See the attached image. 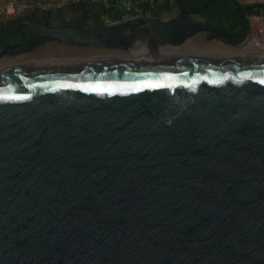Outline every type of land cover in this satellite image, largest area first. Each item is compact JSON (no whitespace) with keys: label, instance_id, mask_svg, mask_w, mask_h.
I'll return each mask as SVG.
<instances>
[{"label":"water","instance_id":"water-1","mask_svg":"<svg viewBox=\"0 0 264 264\" xmlns=\"http://www.w3.org/2000/svg\"><path fill=\"white\" fill-rule=\"evenodd\" d=\"M169 1L166 18L13 21L32 36L4 51L146 50L0 70V264H264V55L163 53L204 28L237 45L197 17L216 0Z\"/></svg>","mask_w":264,"mask_h":264},{"label":"flooded vegetation","instance_id":"flooded-vegetation-1","mask_svg":"<svg viewBox=\"0 0 264 264\" xmlns=\"http://www.w3.org/2000/svg\"><path fill=\"white\" fill-rule=\"evenodd\" d=\"M259 9V10H256ZM43 10L37 11V13L30 12L29 17H31V14L35 15V18L38 19L40 12ZM44 11H50L52 18L50 20L51 24H58L60 26H70L74 25L77 22H84L89 25H95L92 23V21L85 20L79 14L78 12L73 11L70 7L68 6H61L57 8H52L49 10H44ZM257 11L258 13H263L264 12V6H261V8H251V14ZM26 14V13H25ZM17 18H20L21 20L23 19H28L25 16H18L10 21L7 22H2L0 25L2 26L0 29V42L2 48H0V70L9 68L12 66L16 65H22V64H29V63H34V62H41V61H48V60H60L61 62L65 60H71V59H80V58H75L73 55H67L66 53L71 52L72 54H75V51H78L81 47L84 48H100V47H94V46H86V45H77V44H70L66 43L63 41H58V40H53V39H45L30 48L22 49V46H14L17 47V51L15 50L14 47H10L7 50L4 51V48L9 45V44H19L26 42L31 39L32 32L31 29L27 26L24 25L22 27H19V24H14L13 21ZM60 19V21L58 20ZM247 36L241 40L240 42H232L237 45H230L223 41L221 38H218V40L225 45H228L231 48H237L241 43H244L245 48L241 49L240 51L237 50L236 52H244L247 54H252V55H264V46L263 44H260L258 41L255 42L253 39L247 40ZM50 43H53L55 45L60 44V57L57 58H51V59H44V60H37L35 59L36 57V52L40 51L39 49L43 48L45 45ZM181 51L184 53V48L183 46H179ZM105 49V48H101ZM262 49V50H261ZM187 51V50H185ZM227 52H235L231 50H226ZM226 51H210V52H216V54H226ZM262 53V54H261ZM95 56V55H92ZM91 57V56H89ZM87 58V57H86Z\"/></svg>","mask_w":264,"mask_h":264},{"label":"trees","instance_id":"trees-1","mask_svg":"<svg viewBox=\"0 0 264 264\" xmlns=\"http://www.w3.org/2000/svg\"><path fill=\"white\" fill-rule=\"evenodd\" d=\"M41 1H51V0H41ZM188 8L194 9L203 5L208 0H180ZM236 3L240 4L237 0ZM244 5V4H241ZM70 7L73 11L81 14L83 19L92 21L93 24H101L100 16L105 13L111 16L113 19L118 20L121 17V11L119 7L114 5H108L104 7L103 3H90L87 0H80L79 2H72L66 5ZM147 8L146 6H144ZM175 7L170 3L169 0L157 2L152 7V13L155 16H160L162 12H172ZM39 9L33 11H24L21 15H29L30 12L37 13ZM26 13V14H25ZM198 17L204 19L217 28L223 29L226 34L224 35L231 42H240L246 35L250 32L251 24L249 17L246 15L244 10H236L229 1L227 0H216L207 6L204 10L197 14Z\"/></svg>","mask_w":264,"mask_h":264},{"label":"built area","instance_id":"built-area-1","mask_svg":"<svg viewBox=\"0 0 264 264\" xmlns=\"http://www.w3.org/2000/svg\"><path fill=\"white\" fill-rule=\"evenodd\" d=\"M80 0H0V23L10 21L20 16L24 11L49 10L61 6H66L72 2H79ZM90 3L102 2L104 7H107L106 0H87ZM159 1L164 0H118L116 5L121 11V17L118 20L113 19L111 16L102 13L100 16L101 22L107 24V22L115 23L118 21H124L130 18L139 17L145 15L151 11L152 7ZM146 6L147 8H145Z\"/></svg>","mask_w":264,"mask_h":264},{"label":"rangeland","instance_id":"rangeland-1","mask_svg":"<svg viewBox=\"0 0 264 264\" xmlns=\"http://www.w3.org/2000/svg\"><path fill=\"white\" fill-rule=\"evenodd\" d=\"M255 2H264V0H255ZM253 18V17H252ZM251 18V19H252ZM107 24H111L110 22H107ZM261 25H263L264 23H262V21H252L251 25L253 29H257V28H261ZM262 30L264 29L261 28ZM257 31V30H255ZM256 32H253V34ZM252 33H250L247 36V40L251 39L253 36ZM264 34V32H263ZM263 34H259L257 37L258 40L253 39L256 41H258L260 44H263L264 46V36H262ZM263 37V38H262ZM245 42L241 43L239 46H237V48H231L228 45H225L222 42H217V43H208L205 39L200 38V36H196V37H192L189 38L188 40H186L181 46H183L184 48V53H205V52H210V51H226V50H231V51H237V50H241L244 47ZM40 51L36 52V57L35 59L37 60H44V59H51V58H57L60 57L61 53H60V44L59 45H55L53 43H48L47 45H45L43 48L39 49ZM187 50V51H185ZM262 50V49H261ZM171 52H177V53H182L181 49L179 47H176L175 49H172ZM216 52H210L212 54H216ZM131 54L134 56L133 51H128V52H124L118 49H101V48H84L81 47L78 51H75V54L68 52L66 53L67 55H73L75 58H86L92 55H102V56H114V55H121V54ZM226 53V52H225ZM139 56H142L144 54V52H139Z\"/></svg>","mask_w":264,"mask_h":264},{"label":"crops","instance_id":"crops-1","mask_svg":"<svg viewBox=\"0 0 264 264\" xmlns=\"http://www.w3.org/2000/svg\"><path fill=\"white\" fill-rule=\"evenodd\" d=\"M240 4H244V5H250L251 6V8L252 7H255V8H257V5H259V4H264V2H255V0H237ZM257 1H259V0H257ZM161 1H159V3H160ZM261 8V7H260ZM256 10H259V9H256ZM176 13V9H174L172 12H167V11H164V12H162L161 13V15L160 16H155V15H153V13H152V10L151 11H149V12H147L145 15H147V16H154V17H169V16H171V15H174ZM247 15V14H246ZM248 17H249V21H250V24H251V22L254 20V21H262V23H264V12L263 13H258L257 11H254L252 14H250V15H247ZM26 18H28L29 17V15H26L25 16ZM138 17V16H137ZM198 17V16H197ZM253 17V18H252ZM198 18H200V17H198ZM252 18V19H251ZM201 19V18H200ZM59 21H60V19H58ZM260 26H261V28H263L264 27V24L263 25H261L260 24ZM1 25H0V29H1ZM261 28H257V29H253L252 28V25H251V29H250V32L247 34V35H249L250 33H252L253 34V32H256V33H254L253 34V36L254 37H252L251 39H256V40H258L257 38V36L261 33V34H263V32H264V29L262 30ZM220 29V28H219ZM255 30H257V31H255ZM221 33V35H225L223 32H220ZM196 36H200V38H201V40L202 39H205L208 43H217V42H220L219 40H218V38L215 36V35H213V33H211L209 30H207V29H200L198 32H196L193 36H191L190 38H192V37H196ZM262 36H264V34L262 35ZM249 37V36H248ZM263 38V37H262ZM189 39V38H188ZM187 39V40H188Z\"/></svg>","mask_w":264,"mask_h":264},{"label":"bare ground","instance_id":"bare-ground-1","mask_svg":"<svg viewBox=\"0 0 264 264\" xmlns=\"http://www.w3.org/2000/svg\"><path fill=\"white\" fill-rule=\"evenodd\" d=\"M145 45H144V41H139V42H136V44H135V46L132 48V51H133V54H134V56H139L140 54H139V52H144V50H146L145 49V47H144ZM176 48V46H169V47H165L164 49H162V52L163 53H165V54H171V53H175V52H171V50L172 49H175ZM145 53V52H144ZM147 53V52H146ZM177 53V52H176ZM175 53V54H176ZM232 53H235V52H227L226 51V55L227 54H232ZM177 54H182V53H177ZM205 54H212V53H210V52H205ZM262 54V53H261ZM76 59H71V60H67L68 62H73V61H75Z\"/></svg>","mask_w":264,"mask_h":264},{"label":"snow or ice","instance_id":"snow-or-ice-1","mask_svg":"<svg viewBox=\"0 0 264 264\" xmlns=\"http://www.w3.org/2000/svg\"><path fill=\"white\" fill-rule=\"evenodd\" d=\"M259 82L262 83V84H264V80H261V81H259ZM90 90H91V91H98V92H100V93H103V92H107V91H109V89H107V88L85 89V91H90ZM8 98L11 99L12 97H8ZM15 98L20 99V98H23V97H15Z\"/></svg>","mask_w":264,"mask_h":264}]
</instances>
